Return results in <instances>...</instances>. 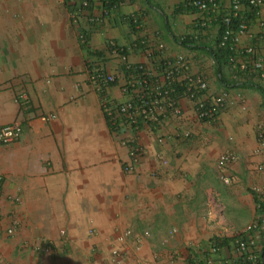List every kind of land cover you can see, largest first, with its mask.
<instances>
[{
    "label": "crops",
    "instance_id": "obj_1",
    "mask_svg": "<svg viewBox=\"0 0 264 264\" xmlns=\"http://www.w3.org/2000/svg\"><path fill=\"white\" fill-rule=\"evenodd\" d=\"M212 4L200 12L184 0H0V127H22L0 146V264H116L114 249L121 264L206 255L221 264L233 255L225 245L210 254L209 245L242 232L264 205V85L245 77L233 86L227 62L217 67L207 55L230 8ZM255 12L240 6V45L263 55L264 5ZM177 56L232 104L208 123L181 98L180 114L160 115L158 131L114 130L103 106L121 95L127 67L159 71ZM98 69L116 80L101 92L88 77ZM132 148L141 152L126 173ZM226 153L234 160L220 167Z\"/></svg>",
    "mask_w": 264,
    "mask_h": 264
},
{
    "label": "built area",
    "instance_id": "obj_2",
    "mask_svg": "<svg viewBox=\"0 0 264 264\" xmlns=\"http://www.w3.org/2000/svg\"><path fill=\"white\" fill-rule=\"evenodd\" d=\"M189 5L196 8L200 12L210 10L214 4L213 0H186ZM230 8L227 12L221 15V23L224 25L230 24L231 17L239 15L240 6L247 5L249 8H260L264 5V0H229ZM87 6V3H83ZM76 16V14H75ZM246 23H242L239 32L232 31L229 27L222 30V34L218 37L217 47L219 49L228 50L229 68L234 73L233 86L235 80L245 77L255 78L260 80L264 85V54H258L253 46L241 47L239 34L245 29ZM180 40H183L182 38ZM114 47L115 43H109ZM129 48L122 49V52ZM162 45H158L155 50L149 51L148 57H151L154 52L161 51ZM117 51V50H116ZM119 52V51H117ZM162 69L153 72L146 71L143 66L136 67L128 66L130 76L124 80L120 87V94L117 101L105 103L104 113L108 117L109 125L118 130L119 126L123 129L137 131L141 127H148L151 130H160L162 127L160 115L165 118L178 116L181 112L179 101L181 98L188 100L193 108L195 118L200 122L213 123L216 122L221 112L232 104L227 91L217 94L211 93L208 88L206 79L202 75H193L188 72L187 61L183 56H177L171 61H165L161 64ZM89 79L92 81L97 91L102 90L113 84L115 76L112 73H106L101 70H90L88 73ZM228 90H233L229 88ZM236 99L241 101V96L236 95ZM176 132L181 139L190 138L189 131ZM22 134L20 123L13 122L10 125L0 127V146H6L14 143ZM165 140L164 136L156 135V142L162 143ZM138 148H132L128 153V163L124 167V172H132L137 164L139 153ZM234 157L230 153L223 154L218 159L220 167L232 162ZM164 163V162H163ZM162 163V164H163ZM165 164V163H164ZM258 188H255L256 191ZM258 191V190H257ZM8 234L12 230L7 231ZM63 232L61 231V234ZM129 231H125L118 236L117 240L122 243L130 236ZM261 236L264 237V205L259 206L257 210V218L247 225L242 232L231 238L227 243V253H233L226 258H221V264H256L259 257L260 249L254 251L253 248L261 241ZM218 243L210 245V251L213 254H218L221 247ZM119 251L113 250L112 255L115 258L116 264H121L124 257L118 256ZM205 264H211V260H207Z\"/></svg>",
    "mask_w": 264,
    "mask_h": 264
},
{
    "label": "trees",
    "instance_id": "obj_3",
    "mask_svg": "<svg viewBox=\"0 0 264 264\" xmlns=\"http://www.w3.org/2000/svg\"><path fill=\"white\" fill-rule=\"evenodd\" d=\"M241 2H244L243 0L241 1ZM184 3H185V5L187 6V7H189V8H191V9H194V10H197L196 8H194V7H192L191 5H189L188 3H187V1L186 0H184ZM248 5V4H247ZM252 11L254 10V12H255V10H257V8H255V7H251L250 8ZM256 13V12H255ZM241 15L239 14L238 16H236V17H231V19H230V24L229 25H224L223 23H221V21H220V19H221V15H220V17H219V29H220V33H219V35L220 34H222V30H224V29H227L228 27L232 30V31H234V32H239V28H240V25L242 24V23H244L245 22V20L243 19V18H241L240 17ZM183 39V40H180V39ZM180 39H175L179 44H181L182 46H185L186 45V43H187V40H186V37H181ZM230 53L228 52V50H223V49H219V48H215V49H207V55L211 58V59H213V61H214V63H215V65H217V67H219V66H221V65H223L222 63H224V64H226V62H228V58H229V55ZM221 82H224V80L223 79H221ZM231 84V83H230ZM229 86V85H228ZM229 88H231V87H229ZM229 88H227V89H229ZM261 92H262V94H263V96H264V89L262 88L261 89ZM227 240H224V241H222V245H227ZM260 252H259V257H258V261H257V263L256 264H264V238H263V236H261V241H260ZM205 255V254H204ZM206 259V256L204 257V258H202V259H199V261H197L196 263L197 264H204V260ZM196 263H194V264H196ZM191 264H193V263H191Z\"/></svg>",
    "mask_w": 264,
    "mask_h": 264
},
{
    "label": "clouds",
    "instance_id": "obj_4",
    "mask_svg": "<svg viewBox=\"0 0 264 264\" xmlns=\"http://www.w3.org/2000/svg\"><path fill=\"white\" fill-rule=\"evenodd\" d=\"M232 238H233V237H232ZM224 240H227V241L229 242V240H231V238H229V239H219V240H214L213 242L210 243V245H211V244H214V242H215V243H218L217 245H219V246L221 247V246H222L221 243H222V241H224ZM228 242H227V243H228ZM210 245H209V247H210ZM225 246H227V245H225ZM210 248H211V247H210ZM210 254H213V253L211 252ZM206 256H207V255H206ZM207 260H208V259H207V257H206V259L204 260V263H206Z\"/></svg>",
    "mask_w": 264,
    "mask_h": 264
}]
</instances>
